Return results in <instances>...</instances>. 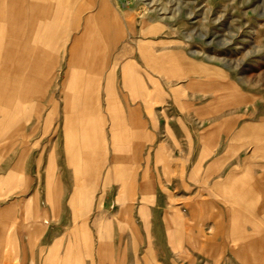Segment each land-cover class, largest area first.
<instances>
[{
	"label": "crops",
	"instance_id": "obj_1",
	"mask_svg": "<svg viewBox=\"0 0 264 264\" xmlns=\"http://www.w3.org/2000/svg\"><path fill=\"white\" fill-rule=\"evenodd\" d=\"M117 1L104 0L100 4L97 1L93 12L85 16L96 29L102 22L108 26L105 32L86 33L90 54L101 57L89 67L99 74L92 77L90 85L99 91L87 100L106 107L107 131L103 137L106 144L100 156L98 152V158H83L86 155L83 152L90 149L82 151V143L76 139L67 144L65 127H58L50 143L49 105L56 98L51 89L58 83L60 86L58 75L65 71V1L56 2L57 14L53 25L49 26V23L42 24L41 15L51 1L32 0L35 15L32 26L18 22L16 35L8 39L0 35V89H10L11 103L27 105L23 110L17 107L14 111L0 113V152L15 154L8 165L1 156L0 168L9 172H0V184H16L9 197L0 195L1 200L10 198L0 204V226L12 225L6 229L0 227V231L25 232L30 243L37 241L42 248H45V238L53 235L52 248H66L67 254L72 251V257L62 258L61 264H83L84 246L96 247L97 260H89V264H147L141 252L145 245L144 216L162 215L161 187H157L162 182L161 152L182 150L183 144H187L181 141L178 143L181 147L173 145L171 148L167 140H163V136H171L170 131L173 135L186 134L174 121L188 116L176 111L174 104L178 102L173 98L175 93H182L185 86H172L171 80L174 77L183 79L181 81L191 79L186 74L194 69L209 71L211 56L220 55L214 50L195 48L194 43L186 44L184 41L194 40L197 34L190 29L191 32L161 31L164 21L151 10L156 6L155 0L135 1L133 10H124ZM16 5L13 3L10 7ZM130 16L140 25L134 27L133 33ZM81 39V36L76 37L75 45ZM198 78L203 80L208 76ZM19 89H26L23 97ZM195 95L201 98L203 93ZM81 96L82 93L74 102L81 103ZM36 103L43 105L41 112L33 110ZM180 104L194 105V102L185 99ZM28 105H32L31 109ZM63 116L65 118V113ZM39 120L42 121L41 140L35 143ZM174 162L178 166V161ZM147 167L154 169L152 175L146 172ZM120 168H125V175L120 174ZM107 178L109 184H129L130 191H135L128 193L122 187L116 193L112 187L113 206L109 214L106 207H99V202L91 207L92 203L87 201L101 199V193L96 191ZM240 180L241 177L234 182L232 200L223 198L220 205L223 215L235 217L230 233L232 245L217 240L218 247H241L242 216L250 217V227L245 229L252 232L258 226V216L264 215V198L258 197L257 186L250 182L244 188ZM38 184L42 185V190L35 188ZM151 184L152 192L147 195L146 188H151ZM57 215L58 220H51V216ZM257 245V240H253L249 246ZM52 248L50 245L48 252ZM117 248L121 252L117 253ZM44 258V253L41 256L36 250L25 263L50 264L49 255L47 261Z\"/></svg>",
	"mask_w": 264,
	"mask_h": 264
},
{
	"label": "rangeland",
	"instance_id": "obj_2",
	"mask_svg": "<svg viewBox=\"0 0 264 264\" xmlns=\"http://www.w3.org/2000/svg\"><path fill=\"white\" fill-rule=\"evenodd\" d=\"M31 1L0 0V35L7 39L16 35L18 22L29 23V28L32 26L35 15ZM50 1V7L42 12L41 22L43 25L49 23V26H52L58 10V0ZM64 1L65 71L58 75L60 86L58 83V86L51 89L56 98H53L49 105L50 143L52 144L54 138L52 134L57 135L58 127H65L67 144H72L76 139L82 143V147L79 146L82 151L90 149L87 153L83 152L86 154L83 158H98V152L100 156L106 144L103 140L107 131L106 107L104 104L89 103L87 100L90 95L99 91L90 86L92 77L98 73L89 70V67L101 57L90 54L89 34L86 33L105 32L108 26L102 22L96 29L95 25L86 21L85 16L93 12L97 1L100 4L104 0ZM121 1H117V4L120 3L124 10H133L135 1L150 2ZM155 1L156 6L151 7V10L164 21L161 31L191 32L188 31L190 29L197 34L194 40L184 41L186 44L194 43V47L214 50V53L220 55L211 56L209 71L194 69L186 74L191 76V79L181 81L183 79L174 77L171 80L172 86H185V90L175 93L173 98L178 102L174 104L176 111L188 116L187 119L174 121L178 126L176 127L186 134L173 135L170 131L171 136H163V140H167L171 148L173 145L181 147L178 144L181 141L187 144H183L182 150L161 152L162 182L157 187H161L162 215L144 216L146 232L143 233L145 245L141 249L142 255L145 256L147 264H264V215L258 216V226L252 232L245 229L250 227V217L242 216L241 247L217 246V240L232 245L233 238L230 233L233 231L235 217L223 215L220 205L223 198L232 200L234 182L241 177V186L244 188L253 182L252 185L258 188V197L264 198V0ZM13 3L18 7H10ZM194 6L196 9L193 10ZM129 19L130 31L133 33L140 25L134 23L133 16ZM78 20L82 22L78 23ZM29 34L31 35V31ZM79 36L82 39L75 45L74 39ZM205 75L208 78H198ZM25 91L26 89H19L21 97L26 94ZM81 93L79 103L77 101ZM195 93H203V96L197 97ZM58 95L61 98L58 99ZM9 96V88L0 89V113L14 111L17 107L20 110L26 108L24 103H11ZM185 99L194 102V105L180 104ZM28 107L31 109L32 105ZM33 110L41 112L43 105L33 104ZM37 128L39 135L35 137V143L41 140V120L37 121ZM13 155L15 154L3 151L0 152V159L4 156L1 160L8 165ZM174 161H178V166ZM6 170L0 168V172H9V169ZM119 170L121 175L126 174L125 168ZM145 170L150 172V175L154 171L149 167ZM107 181L108 178L96 191L101 193V199L87 201L92 203L91 207L93 203L99 202V207H106L109 214L113 206L112 187L116 193L122 187L128 193L135 191H130L132 186L129 184L112 185ZM15 187L16 184L10 182L0 184V195L3 193L4 197H9ZM38 187L42 190L41 184L35 185L36 189ZM146 192L149 195L152 187H147ZM94 196L95 193L92 197ZM2 197L0 204L10 199L1 200ZM58 219V215L51 216V220ZM0 227L6 229L12 225ZM53 239V235L47 236L44 240L45 248H42V244L37 241L30 243L25 232L0 231V264H27L25 261L32 258L36 250L41 256L44 253L46 261L49 255L50 264H61L62 258L70 259L72 251L69 250L67 254L66 248H52ZM253 240H257V247L249 246ZM50 245L52 250L48 252ZM118 249L117 253L121 250ZM95 251L96 247L84 246L83 264L87 261L89 264V260H97ZM30 255L31 257H28Z\"/></svg>",
	"mask_w": 264,
	"mask_h": 264
},
{
	"label": "bare ground",
	"instance_id": "obj_3",
	"mask_svg": "<svg viewBox=\"0 0 264 264\" xmlns=\"http://www.w3.org/2000/svg\"><path fill=\"white\" fill-rule=\"evenodd\" d=\"M94 80V79H93Z\"/></svg>",
	"mask_w": 264,
	"mask_h": 264
}]
</instances>
